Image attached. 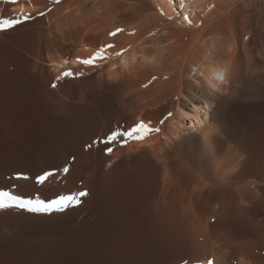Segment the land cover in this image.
Instances as JSON below:
<instances>
[{
  "label": "bare ground",
  "instance_id": "1",
  "mask_svg": "<svg viewBox=\"0 0 264 264\" xmlns=\"http://www.w3.org/2000/svg\"><path fill=\"white\" fill-rule=\"evenodd\" d=\"M21 13L0 30V123L18 138L0 186L37 196L53 180L44 198L87 190L84 210L107 190L128 221L117 264H264V0H0ZM106 44L98 67L74 63ZM69 67L85 75L56 81ZM141 120L160 130L94 143ZM65 212L0 211V264H112L103 231L58 228Z\"/></svg>",
  "mask_w": 264,
  "mask_h": 264
},
{
  "label": "snow or ice",
  "instance_id": "2",
  "mask_svg": "<svg viewBox=\"0 0 264 264\" xmlns=\"http://www.w3.org/2000/svg\"><path fill=\"white\" fill-rule=\"evenodd\" d=\"M12 3H16L17 0H11ZM58 2V0H57ZM44 13H37V15H43ZM32 19L31 14L21 13L18 16L11 17H2L0 16V30H7L16 27L17 25L23 24L26 21ZM123 29H116L115 31L109 33V35L115 36L118 32H122ZM113 47L112 44H106L100 46L92 55L87 58L77 57L74 63L79 65H84L88 67H98L96 64L97 60H104L107 58V50ZM120 53H117L119 55ZM67 63V62H66ZM85 75L83 70L73 71L72 68H67L62 71L57 77L56 81H60L64 78H74L82 77ZM155 79V77H153ZM53 88L57 87V84L53 82L51 85ZM147 86V85H145ZM171 113H168V116H171ZM161 124L164 123V120L160 121ZM159 128H152L150 124L145 123L143 120L136 122L130 127L124 128L120 125L113 127L107 136L99 141H94V143H102L105 145L111 144H120L121 146L126 145L130 140H142L145 138V133L156 131L158 132ZM214 128H209L207 132L204 133V139L207 142L211 133L215 132ZM90 147V145H89ZM113 151L112 147H106V154H111ZM69 167L65 166L63 169L59 170L62 173L67 174L69 172ZM57 169L46 170L36 175L34 182L38 185H43L51 176L56 175ZM16 179H29L28 174L18 172L15 173ZM88 195L87 190L75 192V193H62L55 198L50 200L41 199L38 196H21L16 195L12 191L0 190V211L6 210L9 208H19L25 210L29 213H39V214H52L55 212H64L70 207H75L81 202L80 198ZM209 264H213L212 261H209Z\"/></svg>",
  "mask_w": 264,
  "mask_h": 264
},
{
  "label": "rangeland",
  "instance_id": "3",
  "mask_svg": "<svg viewBox=\"0 0 264 264\" xmlns=\"http://www.w3.org/2000/svg\"><path fill=\"white\" fill-rule=\"evenodd\" d=\"M0 128H1V131H0V169H3L4 166H6L9 156L11 155L12 151L15 149L16 141L18 140V138H17V135L14 134L13 126H5V124L2 125L0 123ZM48 181L49 179L46 182ZM52 181H49V183L51 182L48 187L49 192H45L42 194L37 193L39 194L37 195L39 198H44L43 196H48V195H51V193L53 194V192H55L56 186H53V185H56V182L54 183V181L53 182ZM10 188H13V186L11 185ZM2 189L5 190V188H2V186H0V190ZM61 192L71 193V189L66 188V189H63ZM107 192H108L107 190L102 189V188L98 190L99 199H101L100 201L102 202V203L101 202L98 203L100 206L99 205H95L96 207L88 206L86 207L87 210L86 208L85 210L84 208L76 209L77 206H75V207L68 208L67 209L68 211L65 210L67 212L66 215L68 216L67 219L65 220L67 221V224H64V225L61 224L58 228H61L60 230H63L64 234L69 233L72 229L80 228V227H81L80 229L83 228V229L90 230L93 228V230H96V231H103V234H106V236L104 237L102 236V234H99L98 248L96 250L99 251L100 253L99 256L102 257L101 261L103 258H107V256H105L107 255V253H110V260L112 261L111 263L117 264V263L128 260V221L123 216H120L121 214H117L114 208L113 202L107 199L108 197H110V193L109 192L107 193ZM44 199L48 200L50 199V197H45ZM90 207L92 210L90 209ZM94 208L96 209V211L94 210ZM86 213L88 214L89 218L87 217ZM49 217H50L49 220L52 218L50 220L52 222L58 221V219H56L54 214H53V217H52V214ZM93 224H94V227H93ZM43 232L44 234L48 235L51 232V230H44ZM111 244L121 245L122 250H118V251L113 250L110 247Z\"/></svg>",
  "mask_w": 264,
  "mask_h": 264
}]
</instances>
